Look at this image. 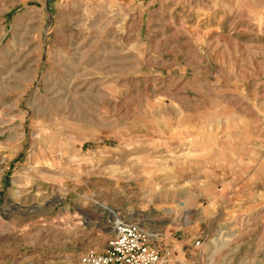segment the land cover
Returning <instances> with one entry per match:
<instances>
[{
    "label": "rangeland",
    "instance_id": "1",
    "mask_svg": "<svg viewBox=\"0 0 264 264\" xmlns=\"http://www.w3.org/2000/svg\"><path fill=\"white\" fill-rule=\"evenodd\" d=\"M117 216L165 264H264V0H0V264Z\"/></svg>",
    "mask_w": 264,
    "mask_h": 264
},
{
    "label": "built area",
    "instance_id": "2",
    "mask_svg": "<svg viewBox=\"0 0 264 264\" xmlns=\"http://www.w3.org/2000/svg\"><path fill=\"white\" fill-rule=\"evenodd\" d=\"M110 224L107 248L89 249L75 264H165V255L152 244V234L139 222L117 216Z\"/></svg>",
    "mask_w": 264,
    "mask_h": 264
},
{
    "label": "bare ground",
    "instance_id": "3",
    "mask_svg": "<svg viewBox=\"0 0 264 264\" xmlns=\"http://www.w3.org/2000/svg\"><path fill=\"white\" fill-rule=\"evenodd\" d=\"M183 203H184V202H179V204H178V205H180V206H181V205H183ZM105 207H106V206H105ZM103 208H104V207H103ZM100 209H101V208H100ZM132 213H133V212H132ZM130 215H131V217L133 216V214H130ZM140 221H142V220H140Z\"/></svg>",
    "mask_w": 264,
    "mask_h": 264
}]
</instances>
